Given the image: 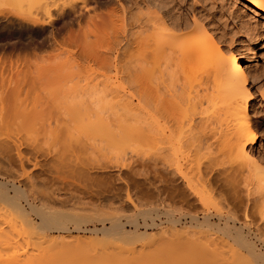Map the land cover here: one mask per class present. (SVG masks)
Wrapping results in <instances>:
<instances>
[{
	"label": "rangeland",
	"instance_id": "374dc122",
	"mask_svg": "<svg viewBox=\"0 0 264 264\" xmlns=\"http://www.w3.org/2000/svg\"><path fill=\"white\" fill-rule=\"evenodd\" d=\"M111 1H112V4L110 5V7L114 8L117 6L116 9H118V11L120 13H123V11L121 12V10L123 8H121L120 7L121 5H119V1H122V3H123V0H111ZM2 2H4V1H2ZM2 2L0 3V77L3 76L1 78H3V80L6 82L9 81V82H7L9 84L12 83V86L14 85V83H18L19 87H21V92L18 93L19 96L17 95V97H20V98L15 97L16 101H11V102L9 101V102H6V104L4 103L6 105V107L4 104H2L0 102V108H2V110L0 109V181L4 182V183L6 182L5 184L9 185L8 191L10 194H14L13 190L10 187V186H12V182L17 183L21 187H24L27 194L30 195L29 197L32 199L35 198L33 200H35V202L38 205H42L45 203L46 206L48 205L47 207L50 206L51 208H53L55 210H62L64 212L69 211L70 214L71 213L73 214V212H74V215L78 214L79 217L84 216V215L97 217V216H99L98 213H101V212L102 213L104 212L105 214L108 213L107 215L118 216L122 220V222L124 224H126L128 229H131L130 223L134 222V223L140 224L139 227H140L141 231H145V229H147V231L149 233L153 232V234L141 235V236H138V238L136 237V238H131V239H129V238L124 239V238H122V236H119V235L114 234V233H105V234L101 233V232L91 233L90 231L78 233V232L74 231L71 234H73V236L75 238L76 237H82L83 238L85 236V239L83 240V242H80V243L68 242V241L64 242V240H60V238H59V240H56V241H52V240L43 241L42 239L31 238V237L27 236V234L29 232L24 233V229L21 228V225L24 226L26 229H29V227L23 225L22 224L23 221H21L19 218L16 217L15 209L13 208L12 203L0 198V212H2V214H0V216H1V219H0V240H2V242H0V264L5 263L6 261L10 262L13 260V258L20 259L19 261H21V264H24V261H25L24 259H26L28 256H31V253H33L35 251V249L39 248V247H41L43 249L52 250L53 252L59 251L60 249L65 248V247L69 248L70 252L81 257V259L82 258L90 259L92 261V263H90V264H208V262H210L209 261L210 257L214 258V259L212 258L213 260L210 258V260L214 261L216 264H222V263L223 264H251L250 261H252V264H257L253 261L254 260L252 258L253 256L248 252V250L245 248V246L240 242V240L239 241L237 240L238 237L235 238L236 236L234 235L235 236L234 237L231 234H229L231 236H228V233H226L227 235H225V234H223V233H225L223 231H221L222 232L221 233L220 231L217 232V230L212 231L213 229H211L210 227H207V226H203L204 228L202 226H201V228L200 227L193 228L194 227L193 226L192 228H190V232L188 233L189 237L185 233L187 236L186 237L184 232H183L182 238H179V237H181L182 232H180V234L177 235V232L176 233L173 232V234H172V232H167V234H166V233H158V230H157V233H155L156 229L154 227L153 228H151L149 226H147V228L144 227V223L149 224V225L150 224L152 225V223L153 224L154 223L155 224L161 223V220H159L160 218L157 217L158 214H156L157 209H158L157 205L159 206L158 193H159V189H160L159 187L161 185V182H160L161 173L165 172V174H166V179H167L166 184H167V187L168 186L170 187L168 189H171L172 187H174L172 185H175L174 189H175L176 194H177L176 200L178 201V203H177L178 207L180 206L179 205V198H180V194H182L181 190H184V193L187 194V196L189 198H191V199L194 198L193 201H196L194 196L193 197L189 196V194L187 193L188 191H186L187 189L186 190L183 189V188H187V186H185L186 185L185 181H182L183 178L182 177L180 178V175H178V177H176L177 176L176 175L175 176L176 178H174L172 174L170 175L169 172L163 170L165 167H167L168 163L164 164L165 167H162L163 165H161V164H163L162 163L163 161H161L162 160V157H161L162 154H160L162 152V150L159 148V147H161V145L159 144V146H158L159 149H157V146L154 147L156 149H154L153 147L151 148L147 145H146L147 146L146 147L144 142L139 138V136H136L137 133L134 130V132H135L134 136L136 138L133 137V139L131 140V141H133L135 138L134 142L130 141L131 144L132 143H134V144L132 146H130L131 149L129 150L128 146H129L130 142L129 143L127 142L128 143V145H127L128 149H127V151L125 150L126 151L125 153L121 151L122 153L119 152L117 154V153L112 152L110 149L109 150L107 148L104 149L105 147L104 148H101V147L98 148V146L95 145V143H92V141H91L92 145H90L89 144L90 142L87 140L86 137H84V136H88V135L84 134L85 133L84 130L81 129V127H82L81 122L78 119H71L73 117H71L70 115L68 116V114L66 113L67 111L65 112V110L62 109L63 108L62 106H66L63 102V101L66 102V100L58 99L59 96H61V97L63 96V95H61L60 91L65 90V88H66V90L67 89L70 90L71 87L81 89V90H85V89L91 90L92 88H95L94 86H96L97 90L101 89L100 90L101 92H103V93L106 92L104 95L106 96L107 101L112 103V105L114 107L117 106L119 108V110H121V111L124 110V109H122L123 107L125 108V107H129L131 105L129 108H132L134 110L136 109L135 111L141 112L142 111L141 109L144 106V102H142L144 100H142V99H144L143 97L145 96L146 88H150L147 90H150V93H154V94H152L153 95L152 97L161 96V99L159 97V101L160 102L162 101L161 103H163V105L160 103V105H162V106H166L167 104L171 105L172 100L174 99L173 103L176 101L174 103V104H176V107L179 108V106H180L179 111L180 110L184 111V109L188 108L187 109L188 112L186 110L185 111L190 116L189 115H188V117L186 116L185 120L188 119V121H189V119H190V122L193 125V127L195 126L194 129L196 128L195 129L196 131H193V135H191L192 133L188 135L189 137L191 136L190 140H188L189 137L187 136L188 139L186 138V143L184 140L182 142L183 147L181 148V146H180V149H182V152L180 155L181 156L184 155L183 152L186 151V153H187L189 150V152L191 154L188 152V155H190L191 158L193 157L192 159L195 161V163L193 161V165L195 164L196 167H194L192 165L191 168H193V170L189 171V169H187V172H186V173H189V174H187L189 180L192 179L191 183H194L195 181H197L196 179L200 178L202 175L205 177L206 176V175H204L206 172L205 170H208V168L211 167V165L213 163L212 168H209V169H213V168H216L214 170H219V169L223 170L224 169L225 171L223 170L224 172L222 175L224 177H229L230 179L232 178L231 180H233L234 182L237 183L238 188L240 190V194H242L241 196L243 198L245 197V193H242L245 191V188H242V187H245V185H244V183L240 177L248 175V172L245 168L246 166H244V164L242 162H240V161L238 162V160L235 161L231 157H228V156L226 157V154L223 155L224 152L221 151L222 150L220 147L221 141L216 138L219 135H215V133L217 131L216 128H217L218 124L215 123L216 121H215L213 115L211 114L213 111L210 112V110H213V109H211L212 107L209 105L210 103L207 105V103H208L207 99H209L208 95L210 94V92L208 95H206V93H208L207 90L204 91L201 89L200 92L197 94V95H199L198 99H197V97L195 98L196 100L194 98H192L196 95V93L192 94V92H193L192 86H194V84H196V82H197L196 80H198V82H199V77H198L199 75L193 76V78H194L193 79L192 77H190L191 74L193 75V73L186 71L187 72V74H186V72H184L185 69L187 70V68L189 71H192L191 64L188 63L189 65H187V63L180 61L181 57L179 56L180 57V60H179V58H178L179 54H177V53H175L174 55H175V57H177V60L180 61V63L177 62V60L175 61L176 58L172 56L173 60H174L173 62L175 64L178 63V65L174 64V66H176V67L172 68L173 70L175 68H177V70L175 69L177 74L175 72L174 75L175 74L178 75V72L180 71L179 70L180 67L184 69V71H183L180 68L181 73L179 72L178 77L173 76L174 77L173 82L176 81L174 83L172 82V78L170 77L169 80L167 81V82H169V84L166 81L164 84L163 83L161 84V83H159L160 80L158 81L157 79L155 80L154 78L151 80V82L149 84H147V83H145V80L142 78V76L139 75V74H143L142 68H144V66H143L144 60L142 58H141L142 60L139 58V55L142 52L139 49V47L135 44H137L136 39L138 40V38H136V37L139 34H140L139 35L140 37L138 36L139 38H141V36H143V34L141 35V32H142L141 29H140V31H141L140 33L138 30L139 28L137 29V27H141L140 23L143 20L142 19L143 15L142 14H141L142 16L137 15L138 14V10H137L138 7L136 5V0H132V1L131 0H126V1L124 0L123 6L124 7L126 6L125 10L127 9L124 12L125 14L123 13V15L120 16L121 15L120 13H118V14L115 13L116 14L115 16L119 17V19L121 18V20H118V18L115 16H113V17L117 18V20L114 18H113L114 19L113 20L111 18V21H113L116 26H113L114 23L112 25H110V23H111L110 19L107 18V20L109 19L108 22H110L109 23L110 26L108 25V22H106V26L103 25L104 26V28L102 29V30H104L102 32L103 34L101 33V30H100L103 26L100 29H98L99 27H97L100 24V23H98V22H100V18H95L98 21L93 20V19H92L93 21L92 20L87 21L88 23L86 22L85 25H89V27L86 26V28H83V26H82V29H86V30L90 29V30H94L97 33H99V34H96L93 31L95 34L94 35L91 31V34H92L91 35L90 33H87L88 31L86 32V30H82L83 32L85 31L88 34V35L87 34L86 35L89 37L90 40L94 38L92 41H89L90 43L93 42L94 40H98L97 38H99V40H100V42L99 41L93 42V43L96 42V45L94 44L96 47L93 44H91L92 47L90 46L89 48H91L92 52L89 49L87 50L88 47H86L84 49V47L80 48V47L76 46L75 44H69L67 42H66L67 43L66 44L62 37L61 38L63 40L57 36L58 37L57 41H58V39H60L59 44L62 45V46L60 45L61 46L60 49L64 50V52H62L63 53L62 57L64 58L65 62L63 63V60L61 62L65 65H63L61 67L62 68L61 71H62V74H63V72L66 73L65 74L66 78H65V76L63 78V79H67V81H65V83H64V80L62 78L61 79H62L63 83L61 82L60 78L56 77L57 74L51 73L49 71V68H46L47 62L45 60H43L42 57L41 58L39 57V56H43V55L45 56L46 55L47 50L50 49L49 48V42L47 40L46 35L42 34L41 31H39V30H34L33 25H31V23L29 21H27L26 17H23L25 15V13L27 15V13L29 14V12H30L29 10H27V9H29L28 5L26 4L27 5L26 7L24 5L21 6V7H23L21 9L20 6H16V5L14 6L13 4L6 2V1L4 4ZM132 2H133V4L134 3L135 4L133 5ZM161 2H164L163 4H161L162 6H164V5L167 6V2H169V5L171 2H172L171 5L172 4L176 5V4L180 3L181 6L183 7V9H185L189 13L190 17L192 15L193 11H195V12H201L202 14L206 15L207 18L209 16V18H208L209 20H211L213 18L215 20V24L213 26L216 29V31H214V32H215L217 39H219V41L221 42V44L223 46H225L226 48H229V49L243 48V50H241V51L238 50V51H240V57L242 59V64L243 65L245 64L244 67L245 66L249 67L250 73H253V74H250L251 76H249L250 81H251L249 88H250L251 93H252V99L250 102V113H251L250 115H251L252 124L254 125V127H256L255 125H257L256 128H257V135H258L257 142L254 145L249 146V150L252 149V151L255 154L256 159H258L259 161H264V54L262 56V54L259 52V49H257L255 46L256 43L258 41H260V39L264 42V31H263L264 30V12L260 11V14L254 15L253 11L251 12L250 10L246 9V7H245L246 3L243 2L242 0H240V1L239 0H161ZM220 3H224V4H222V7H220ZM219 8H221L222 11ZM244 8L246 9L245 13L243 10H241L244 18L242 19V21H240L239 18L237 17V15L241 12H240V10L237 11V9H244ZM23 12H25V13H23ZM21 16H22V19L24 18L27 22L24 19L21 20ZM216 18H218V19H216ZM207 22L208 21H205V24H207ZM29 23H30V25H29ZM139 24H140V26H139ZM85 25H84V27H85ZM92 25H93V27H92ZM120 25H122V27H120ZM241 25H242V28H241ZM90 26H91V28H90ZM111 26H113V27H111ZM206 26L209 29L211 28V25L209 23ZM116 27H118V28H116ZM106 28H108L109 30ZM110 28H112V29L110 30ZM99 30H100V32H99ZM210 30H214V29L211 28ZM243 30L245 32H247V33H245L246 35L244 34V32H242ZM108 31L109 32L111 31V33H109ZM106 32H108V34ZM132 33H134V34H132ZM90 35L92 38L90 37ZM96 35L98 37L95 38ZM105 36L107 39L104 38ZM100 37H103L102 39H106L105 41H107V43L109 41H111L110 44L106 43L107 46H105L106 44L103 43L105 41H103ZM111 37H112V39H111ZM128 38H129V40H127ZM131 38H133L135 42ZM243 39L246 41H244ZM37 40L40 43V45L38 44ZM130 40H132L133 42ZM46 41H47V43H46ZM61 41H64V42L61 43ZM120 41H122V42L120 43ZM126 41H127L128 45H127ZM98 42L100 45L102 43L104 44V45L103 44L101 45L102 48L100 47V45H98V48L100 47V52L96 50V49H98L97 48ZM63 43H65V44H63ZM37 44L39 46H36ZM63 45H64L65 49H63ZM109 45H110V47H109ZM123 45H125L127 48L128 47L132 48L131 50L126 48L127 54L125 53V55H123V56H125V58L128 56L126 59L123 57L125 59V65L123 62L124 59L121 57L120 59H122V60H120V59L118 60V62H117L118 65H116V68H114L113 65H111V67L109 68L108 62H113L112 61L113 59L115 60L114 55H116V52H115V51H117L116 49H118L119 47H121ZM136 46H137V48H136ZM38 47H41V48H38ZM58 47H56V49ZM66 47H67V49H66ZM111 47H112V49H111ZM93 48H95V49H93ZM133 48H135V49H133ZM82 49H83V51H82ZM103 49H104V51H103ZM50 50L52 51V49H50ZM50 50H48V53ZM137 50H139V51H137ZM245 50H248L249 52L245 51ZM41 51H43V52H41ZM93 51H95V52H93ZM102 51L105 54H111V55H108V58L110 56L109 59H111V61H108L109 60L108 59L107 61H103V62L101 61L100 62V59L97 58L100 56V54L99 55H96V54L101 53ZM130 51H131V53L129 54ZM133 51H134V53H136V57H138L137 59H140V62L142 61L143 65H142V63H140L138 61H137L138 65H136V64L134 65L136 57H135V55H133V56L131 55V54H134ZM36 52L39 53V54H37L39 56H37L35 54ZM103 52H102V54L105 55ZM102 54H101V56H102ZM137 54H139V55H137ZM129 56H132L133 58L132 57L129 58ZM68 58H69V60H68ZM91 59H93V60H91ZM70 60L74 61V62H70ZM95 60H96V62H95ZM120 62L121 63L123 62L122 63L123 65ZM71 63L73 64V66H71L72 65ZM100 63H103V65H105L107 63V65H106L107 67H105V66L103 67V65H101ZM184 63H185V65H184ZM130 64L132 66H130ZM74 65H76V66H74ZM251 65L253 68L251 67ZM43 66H45V68ZM128 66H129V68H128ZM64 67H66V68H64ZM122 68H124L125 70H127L129 72L125 71ZM120 71L121 72L125 71V72L124 73L122 72V74H121ZM118 72L120 74H118ZM130 72L132 73L133 76H130V74L127 75ZM189 73H190V75H189ZM68 74H69V76H68ZM117 74H118V76H117ZM184 74H186L187 76H185ZM107 75H108V77H107ZM114 75L116 76V78ZM134 75H136V78H138V79H136ZM202 75H204V74H202ZM202 75L200 76V79H201L200 82L202 81L203 84L205 82L208 83L209 79H206L207 75H206V77H204ZM129 76L131 79L129 78ZM61 77H63V75H61ZM132 77H134V78H132ZM185 77H189L190 79L188 78L186 81ZM195 77L198 79H195ZM127 78H129L130 80ZM175 78H177V79H175ZM10 79L11 80L13 79V80L10 81ZM140 79H141V81H140ZM204 79H206L208 81L205 80V82H204L203 81ZM177 81H179V82L177 83ZM194 81H196V82H194ZM41 83L43 84V86L41 85ZM69 83H70V85H69ZM166 83H167V85H166ZM185 83H186V85H185ZM207 83H205V84L207 85ZM157 84H159V86ZM61 85L63 86L64 89H62L60 87ZM67 85H69V86H67ZM206 85H205V87H206ZM44 86L47 87L48 90ZM144 86H145V88H144ZM157 86H158V89H157ZM208 86H210V84L207 85V87ZM32 87H35V88H32ZM42 87H44V89H46V90L43 89V91H42ZM58 87H60L61 90L59 89L60 91L58 90L56 92H58L60 95L56 96V92H53V93H55V95H53L52 91L50 92V90L54 89L53 91H55V88L57 90ZM190 87H192V89ZM22 88H24L25 90ZM88 88H91V89H88ZM102 88H103V90H102ZM167 88H168V90H167ZM199 88H200V86H199ZM202 88H204V85ZM151 89H155V90H151ZM170 89H171V91H170ZM181 89L183 90L182 92H181ZM35 90H37V92ZM156 90H157V93H156ZM191 90H192V92H191ZM19 91H20V88H19ZM32 92H34L37 96L35 94H33ZM190 92H191L192 96L189 95ZM49 93H51L54 96V98L57 97V99L60 101H58L56 103L57 99L55 98V101L53 102L54 98H52L53 96ZM204 95H206L207 97ZM35 97H37V99L41 98V100L36 101V99H34ZM141 97H142V99H141ZM170 97L172 100L170 99V101H168ZM111 99L114 101L112 102ZM128 99L130 100V102ZM42 101H43V103H42ZM169 102L171 104H169ZM35 103H37V104L34 105ZM132 103L136 107L132 106L133 105ZM57 104L61 106L62 110H60V107ZM66 104H67V102H66ZM123 104H125V105H123ZM189 104H191V105H189ZM208 106H210V107H208ZM7 107H10V108H7ZM117 107H115V108L118 110ZM64 108H66V107H64ZM139 108H140V110H138ZM178 108L176 110H178ZM62 111L64 113L63 116L67 115V117H69V118L62 117V114H63ZM185 111H184V113H185ZM208 116H209V118H208ZM65 119H67V121H65ZM60 120H63V121L61 122ZM68 120H69V123L71 125L68 123ZM74 120H76V121L74 122ZM212 120H213V122H212ZM255 121H256V123H254ZM54 122H56V123H54ZM68 126H69V128H68ZM70 126H72V128H70ZM212 131H215V132H212ZM213 135H215L216 137H213ZM126 138H127V136H126ZM137 139L138 140L140 139L139 142L142 141L144 146H143L142 142L140 145V143L137 141ZM193 139L196 142L192 143V141H194ZM86 140L88 143L86 142ZM201 142H202V144H201ZM211 145H212V147H211ZM145 147L147 148V151H146ZM209 147L212 148V149H210L211 151L206 150ZM134 148H135V150H134ZM148 148H149V150H148ZM183 148H184V151H183ZM151 150H152V152H151ZM163 150H164V154L168 155L169 151L165 150V149H163ZM129 151L130 152L132 151V153H130ZM191 151L194 153H192ZM199 152L201 154H199ZM123 153H124V155H123ZM115 154L117 156H114ZM157 154H158V156H157ZM221 154L225 157V159H224V157H222ZM169 155H170V153H169ZM199 156H200V158H199ZM160 157H161V159H160ZM170 158L168 159V162L170 161ZM197 159L198 160L200 159L199 162ZM196 161H197V164H196ZM231 161H233V162H231ZM208 164L209 165L211 164V165L208 166ZM206 166H208V167H206ZM186 168H188V167H185V171H186ZM198 168H199L200 172H198ZM231 168H233V169L231 170ZM214 170L212 173L211 172L210 173L214 174L216 172ZM203 172H204V174H201ZM191 173H193V174H191ZM194 174H195V176H194ZM196 175L198 178H196ZM198 175H200V177ZM238 175H239V177H238ZM207 176L205 177V180L210 177L209 175H207ZM173 179H175V180L172 181ZM200 179H204V178H200ZM238 179H239V181H238ZM192 181H194V182H192ZM174 182H175V184H174ZM32 183H33V185H32ZM106 189H107V191H106ZM108 190H110V192ZM43 192L46 195L45 197H44ZM106 194L112 195V196H111V198H109V200L103 201V197L107 196ZM102 195H103V197H102ZM50 196L56 197L57 201H53V200L50 201L49 200ZM99 196H101V197H99ZM114 196H116V197H114ZM47 197H48V200H47ZM129 197H130V199H129ZM117 198H122V199H117ZM127 199H129L131 202L127 201ZM22 202L24 204H26L24 200H22ZM115 202H117V203H115ZM209 205H207L208 210H210V212H212V213H216V212H214L213 208L217 209L218 207L216 208L214 205V207L212 208L211 207V205L213 206L212 203L210 206ZM150 208H151V210H150ZM152 208L153 209L155 208L153 212H151ZM144 209H145L147 214L149 213L148 214L149 216L147 215L148 217L145 216L146 213L143 212ZM180 209H181V207H180ZM138 212L139 213L141 212V214L143 213L145 215L137 214ZM154 212H156V213H154ZM3 214L6 215V217H7L4 220L2 218ZM33 216H34V214H33ZM131 216H132V220L130 219ZM135 216H137L138 222L136 221V219H134ZM3 217H5V216H3ZM34 217H37V216H34ZM10 218H13L11 221V223H12L11 226H6L5 224H2L3 222L10 220ZM129 220H131V221H129ZM93 224L97 225L99 228L102 227L100 222L95 221L93 223L92 222L89 223V228H93L94 227ZM91 225H93V226H91ZM72 226H75V225L71 224V228H73ZM107 226H109V224H107ZM206 227H207V230L205 229ZM208 228H210L212 232ZM251 228L256 233H258V231H260L258 233L259 236H261V234L264 235V224L263 225L261 224V226L260 225L259 226L253 225V226H251ZM246 229H248V228H244L245 231L243 230L245 233H247V231H248V230L246 231ZM38 231L42 232L41 230H38ZM55 236H57V233H55ZM183 236H184V239H183ZM197 237L200 239H198ZM188 238H192L191 240L193 242L195 239H197L194 243V245H196L197 249H196V247H192V245L189 243L190 241ZM201 238L204 240H202ZM218 238H219V240H218ZM220 238H221V240H220ZM200 240H202V241H200ZM211 240H212V242H211ZM223 240H224V242H223ZM252 240H254L255 243L259 242L256 245H257L258 249L263 250V248H264L263 244L264 243L262 241L257 240L255 237H252ZM204 241H205V243H204ZM5 242H7V244H5ZM185 242H187V244ZM175 243H176V245H177V243H180L178 245L179 249H180L179 251L181 252L180 253L178 251L180 253V255L176 251ZM200 243H202V244H200ZM208 243L210 244V246H212L211 248L209 246V250H207V248H206L207 245H209ZM259 244L261 245V248H260V246H258ZM178 246H177V248H178ZM215 246L216 247L218 246L219 248L215 249L214 248ZM193 248L196 252L193 250ZM189 249H191V251ZM211 249H212V252H214V254H215L214 256L210 254L212 252H209V251H211ZM221 249H222V251L224 250L223 251L224 253L221 252ZM181 250L186 251V252L189 251V252H187V253L183 252L182 253ZM175 251L177 252V254ZM193 251H194V253H193ZM218 251H219V253H218ZM197 252L199 255H197ZM220 252L223 253L224 255L222 254L223 256H221ZM189 253H191V257L188 256V255H190ZM217 253H218V255L220 254V256H217ZM176 255H178V257ZM201 257H202V259H201ZM216 257H217V259L219 258L218 259L219 261L216 259ZM182 259H184V260H182ZM6 264H8V263L6 262ZM212 264H214V263H212Z\"/></svg>",
	"mask_w": 264,
	"mask_h": 264
},
{
	"label": "bare ground",
	"instance_id": "6f19581e",
	"mask_svg": "<svg viewBox=\"0 0 264 264\" xmlns=\"http://www.w3.org/2000/svg\"><path fill=\"white\" fill-rule=\"evenodd\" d=\"M2 1H4V2H2ZM5 1L13 4L14 6L16 5V6L21 7L24 5L26 7L28 5L29 9H27V10H29L30 12H29V14L27 13V15L25 12H23L26 15V16L24 15L23 17H26L27 21H29L31 23V25H33L34 30H39V31H41L42 34L47 36V40L49 42V48L52 49V51L50 49H48L50 51L48 53V50H47L45 56L44 55L43 56L37 55V54H39L38 52H36L35 54L37 56H39L40 58L42 57V59L47 62L46 68H49V71L51 73L57 74L56 77H58L60 79L61 78L63 79L66 73L63 72V74H62V71H61V69H62L61 67L63 65H65V64H63L65 62V60L62 57V54H63L62 52H64V50L60 49V47L62 45L59 44L60 39H58V41H57V38L62 37L64 39L65 43L67 42L69 44H75L76 46H78L80 48L84 47V49H85L86 47H88L87 50L89 49L92 52L91 48H89V47L90 46L92 47L91 44L96 45V42L97 41L100 42V40H99V38H97L98 40H94V41H96L95 43H93L94 41L90 43L89 41H92L94 38L90 40L89 37L87 36L88 35L87 33L91 34V31L93 34H94V32L96 34H99V33H97L94 30H90V29H89L90 31L86 30V29H82V26H83V28H86V26L89 27V25H85L86 22L89 20H92V19L96 20L95 18H100V22H98L100 24H99V26H97V27H99L98 29H100L103 25L106 26V22H108L109 19H110L111 23L108 22V25H109V23H110V25H112L114 22L111 21V18L112 19L114 18L113 16L116 15L115 13H117V14L120 13L118 11V9H116V7H117L116 5H115L116 7H114V8L112 7L113 9L110 7V5L112 4L111 0H0V3L2 2L4 4ZM242 1L247 4V5L245 4L246 9L250 10L251 12L253 11L254 15L260 14V11L264 12V0H242ZM123 3H124V0H123ZM123 3H122V1H119V5H121L120 7L123 8L122 10L121 9L120 10H121V12L123 11V13H124L127 9L125 10L126 6L124 7ZM163 3L164 2H161V0H136V5L138 7L137 8V10H138L137 15H141V14L143 15V18H142L143 20L140 23L141 27H137V29L139 28L138 29L139 33L142 31L141 35L143 34V36H141V38H139L140 37L139 36L140 34H139L138 35L139 37L138 36L136 37V38H138V40L135 37L134 38L136 39V43H137L135 45H137L142 52L141 53L142 55L140 54L141 56L139 54H137V55H139L140 59L142 58L144 60L143 61L144 65H143L142 61L140 62V59H137L138 57H136V53H134L135 50L133 51L134 54H131V55L132 56L135 55L136 60L134 59L135 63L133 61L132 62L134 63V65L135 64L138 65V62L142 63V65L144 66V68H142L143 74H139V75L142 76V78L145 80V83H147V84H149L153 78L155 80L157 79L158 81L160 80L159 83L164 84L165 81L167 82L169 80V78L171 77L172 82H173V80H174L173 78L175 76L178 77L179 72L181 73V69L184 71V69L180 67L181 69L179 68L180 71L178 70L179 71L178 75H176L177 74V72H176L177 68H175L176 70L172 69L173 67H176V66H174L175 63L173 62L174 61L173 57H175V55H174L175 53L179 54L178 55L179 60L181 57L180 61L187 63V65L191 64L192 71H189L187 68V70L185 69L184 72L188 71L190 73H193V75L191 74V76H190L192 78L195 75H197V76L199 75L198 76L199 82H198V80H196L197 82L194 81V82H196V84H194V86H192L193 87V92L191 90L192 94L196 93V95L192 98L195 99L197 97V99H198L199 95H197V94L200 92L201 89L204 91L207 90L208 93H206V95H208L210 92V94H209L210 96L208 95L209 99H207L208 100L207 105L210 103L209 105L212 107L211 109H213V110H210V112L213 111L211 114L213 115V117L216 121L215 123L218 124L217 128H216L218 132L216 131L215 135H219L217 137L215 135H213V137H216L218 140L221 141V143H220L221 145L220 144L219 145L222 149L221 151L224 152V153L222 152L223 155L226 154V157L227 156L231 157L235 161L238 160V162L240 161L244 164V166H246L245 168L248 172V175L240 177L242 179L244 185H245V187H242V188H245V191L243 190L244 192H242V193H245L244 198L241 196L242 194H240V190L238 188L237 183L234 182L233 180H231L232 178L230 179L229 177H224L222 175L223 172L225 171L224 169H223L224 171L222 169L214 170L216 168L209 169V168H212L213 163H212V165L210 164L211 167H209L208 170H205L206 171L205 174H204V172L201 173V174H204L206 176L209 175L210 176L209 178H207L205 180L206 176L204 177L202 175L200 177V175H198L200 178H204V179H200L196 175V178H198V179H196L197 181H195V182L192 181L194 183H191L192 179L189 180L188 175H187L189 173H186V172H187V169H189V171L193 170V168H191V167L193 165L194 160L192 159L193 157L191 158V156L188 155L189 150L187 153H186V151L183 152L184 155L181 156L180 154L182 152V149H180V146H181V148L183 147L182 142L185 140V143H186L187 136L191 133H192L191 135H193V131H196L195 130L196 128L194 129L195 126L193 127V125L190 122V119H189V121H188V119L185 120L186 116L188 117V115H189L187 113L188 108L184 109V111L186 110L187 112L185 111V113H184V111H181V110H180L181 111L180 112L179 111L180 106H179V108L176 107V104H174L176 101L173 103L174 99L172 100L171 97L169 98L168 101H170V99H171L173 105L169 102V104H171V105L165 104L166 106H162L163 105V103H161L162 101L161 102L159 101V97L161 99V96L158 95L159 97H155V96L152 97L153 96L152 94H154V93H150V90H147L150 88H146V90L144 89L146 91V92L144 91L145 92V96L143 97L144 99H142V97H141V99L144 100V101H142V102H144V106L143 107L141 106L142 111L138 112V111H135L136 109L134 110L132 108H129L131 105L129 107H125L126 109L123 107L122 109H124V110H122V111L119 110V108L117 106H115L118 108V110H117L112 105V103L107 101L106 96L104 95L106 92L105 93L101 92L100 91L101 89L97 90L96 86H94L95 88L91 87L92 89L88 88L91 90H86V89L81 90V89L71 87V89L70 90L67 89L68 90L67 91L65 88L66 91L62 90L63 91L62 92V91H60L61 90L60 87L62 89H64V88L61 85L60 87H58L57 90H56V88H57L56 87L55 91H53L54 90L53 89V90H50V92L52 91V94L55 95V93H53V92H56L60 89L59 91L61 92V95H63V96L62 97L59 96L60 94L58 92H56V96L58 95L59 96L58 99H63V100H66V102H67V104H66V102L63 101L66 106H62L63 107L62 109H64L65 112L67 111L66 113L68 114V116L70 115L71 117H73V118L70 117L71 119H78L81 122V126H82L81 129L84 130V132H85L84 134L88 135V136H84V137L87 138V140L90 142L89 143L90 145H92L91 144V141H92V143H95V145H97L98 148L99 147H101V148L105 147L104 149H106V148L108 150L110 149L112 152L117 153V154L121 151L125 153L127 151L128 147L130 150L131 149L130 146H132L134 144V143L131 144V142H134V140L136 138L134 136V133L136 132L137 135L136 134L135 135L139 136V138L144 142L145 146L147 145L151 148L152 147L154 148L155 146H157V149L160 148L162 150V152L160 153V154H162L161 155V157H162L161 161H163L162 162L163 164H161V165H163L162 167H165L164 166L165 163H168V165L170 164L169 166L166 164L167 167H165L163 169L164 171L169 172L170 175L172 174L174 178L178 177V175H180V178L181 177L183 178L182 181H185L186 185L184 183L183 184L185 186H187V188H183V189H185V190L187 189L186 191H188L187 193L189 194V196H192V197L194 196L196 201H193L194 198H192V199L189 198L187 196V194L184 193V190H181L182 194H180V198H179V205L180 206L178 207L177 206L178 201L176 200L177 194H176V191L174 189L175 185L171 184L174 187L171 186L172 188L168 189L170 187L169 186L167 187L166 174H165V172H163V173H161V179H160L161 185L159 187L160 189H159V193H158L159 206L157 205V208H158L157 213L154 212V213L158 214L157 217L160 218L159 220H161V223H159V224H155V223L153 224L152 223V225L144 223V227H146V228H147V226H149L151 228L154 227L156 229L155 233H157V230H158V233H166V234H167V232H172V234H173V232H175V233L177 232V235H179L180 232H182L181 237H179V238H182L183 232H184V234L186 233L188 236V233L190 232V228H192L193 226H194L193 228H196V227L201 228V226L202 227L207 226V227H210L211 229H213L212 231H214V230L215 231L217 230V232L223 231V232H225L223 234L227 235L226 233H228V236H231V235L234 236L235 235L236 237L235 236L234 237L235 238L238 237L237 240L238 241L240 240V242L245 246V248L248 250V252L253 256L252 257L254 259L253 261L257 264H264V248H263V250L258 249L256 244L259 242L255 243L254 240H252V237H255L257 240L262 241L264 243V238H263L264 235L261 234V236H259L258 233L260 231H258V233H256L251 228V226H253V225H256V226L260 225L261 226V224L262 225L264 224V161H259L258 159H256L255 154L252 151V149L249 150V146L254 145L257 142V137H258L257 128H256L257 125H255L256 127H254V125L252 124V118L250 115L251 114L250 113V102L252 99V93H251V90L249 88L250 83H251L249 76H251L250 74H253V73H250L249 67H246V66L244 67L245 64L244 65L242 64V59L240 57V51L243 50V48H240V49L226 48L225 46H223L221 44L219 39H217L215 32H214V31H216V29L213 26L215 24V20L213 18L211 20H209L208 19L209 16L207 18L206 15L202 14L201 12H195V11H193V13L190 17L189 13L185 9H183V7L181 6L180 3L176 4V5L175 4L171 5V3H172L171 2L169 5V2H167V6L164 5L165 7L161 5ZM132 4H133V2H132ZM222 4H224V3H220V7H222ZM22 8L23 7H21V9ZM219 9L222 11L221 8H219ZM244 9H237V11L240 10V12H241V10H243L245 13L246 9L245 10ZM123 13H120L121 15L120 14L119 15L122 16ZM115 17H117V16H115ZM237 17L239 18L240 21H242V19L244 18L243 13L242 12L239 13L237 15ZM107 18H109V19L107 20ZM117 18H118V20H121V18L120 19H119V17H117ZM117 18H114V19L117 20ZM23 19L21 16V20H23ZM216 19H218V18H216ZM96 21H98V20H96ZM205 21H208L207 24L209 23L211 25V28H213L214 30H210L211 28L209 29L206 26L207 24H205ZM30 23H29V25H30ZM140 24H139V26H140ZM84 25H85V27H84ZM104 26L100 29L101 33L104 31V30H102L104 28ZM113 26H116L115 23L113 24ZM113 26H111V27H113ZM92 27H93V25H92ZM120 27H122V25H120ZM90 28H91V26H90ZM116 28H118V27H116ZM241 28H242V25H241ZM106 29H108V28H106ZM111 29L112 28H110V30ZM140 29H141V31H140ZM82 30H86V32L87 31L88 32L86 33L84 31L85 32L84 33ZM100 30H99V32H100ZM244 30L242 32H244V34L247 33ZM108 32H106V33L108 34ZM109 33H111V31ZM132 34H134V33H132ZM91 35H90V37H91ZM96 37H98V36L96 35L95 38ZM100 38L102 39L103 37H100ZM104 38H106V36ZM106 39H102V40L105 41ZM111 39H112V37H111ZM131 39H133V38H131ZM127 40H129V38ZM64 41H61V43ZM130 41H132V40H130ZM133 41H134V39H133ZM244 41H246V40H244ZM37 42H38V40H37ZM99 42L97 44V48H98V45H100ZM110 42L111 41H109L108 43L110 44ZM121 42L122 41H120V43ZM46 43H47V41H46ZM65 43H63V44H65ZM103 43L106 44L107 41H105ZM126 43H127V41H126ZM38 44L40 45L39 42H38ZM38 44L36 46H39ZM107 44L105 46H107ZM101 45H100V47L102 48ZM127 45H128V43H127ZM137 46H136V48H137ZM255 46L257 49H259V52L263 56V54H264V42L260 39V41H258ZM56 47H58L57 48L58 50L56 49ZM100 47L98 48L99 50L96 49L99 52H100ZM109 47H110V45H109ZM38 48H41V47H38ZM126 48L127 47L125 45H123V46L119 47L118 49H116L117 50V51H115L116 55H114L115 60L113 59L112 60L113 62H108L109 68L111 67V65H113L114 68H116V65H118L117 64L118 60L121 57L125 58V56H123V55H125L126 50L132 49L129 47L127 49ZM63 49H65L64 45H63ZM66 49H67V47H66ZM93 49H95V48H93ZM111 49H112V47H111ZM133 49H135V48H133ZM238 50H240V51H238ZM82 51H83V49H82ZM103 51H104V49H103ZM137 51H139V50H137ZM245 51H248V50H245ZM41 52H43V51H41ZM93 52H95V51H93ZM102 52L98 53V54L95 53V54L96 55L100 54V56H101ZM130 53H131V51L129 52V54ZM108 55H111V54H105V55L102 54L101 57L99 56L97 58L100 59V62L101 61L102 62L107 61L110 58V56L108 58ZM132 56H129V58ZM175 58H176L175 59V61H176L177 57H175ZM125 59L123 61L124 65H125ZM62 60H63V63L61 62ZM68 60H69V58H68ZM91 60H93V59H91ZM96 60H95V62H96ZM120 60H122V59H120ZM108 61H111V59H109ZM180 61L177 60V62H179V63H180ZM70 62H74V61L70 60ZM185 63H184V65H185ZM100 64L103 65V63H100ZM106 65H107V63L105 65H103V67L104 66L107 67ZM175 65H178V63ZM71 66H73V64ZM74 66H76V65H74ZM130 66H132V65L130 64ZM43 67L45 68V66H43ZM251 67H252V65H251ZM64 68H66V67H64ZM124 68H122V69H124ZM128 68H129V66H128ZM125 71H127V70H125ZM125 71H122V72L124 73ZM122 72H121V74H122ZM127 72H129V71H127ZM175 72H176V74L174 75ZM190 73H189V75H190ZM201 73L204 75H202ZM60 74L63 75V77H61ZM118 74H120V73L118 72ZM118 74H117V76H118ZM129 74H130V76H133L131 72L128 73L127 75H129ZM186 74H187V72H186ZM186 74H184V75L187 76ZM201 75L204 77H206V75H207L206 79H209V82L208 83L205 82L206 79H204L203 81L205 83H207V85L210 84V86L207 87V85L205 83L203 84L202 81L200 82V80H201L200 76ZM68 76H69V74H68ZM130 76H129V78H130ZM134 76L136 78V75H134ZM1 77H3V76H1ZM107 77H108V75H107ZM65 78H66V76H65ZM115 78H116V76H115ZM129 78H127V79H129ZM132 78H134V77H132ZM188 78L189 77H185V80L187 81ZM62 79H61V82H62ZM136 79H138V78H136ZM175 79H177V78H175ZM195 79H198V78L195 77ZM12 80L10 79V81H12ZM63 80H64V83H65V81H67V79H63ZM140 81H141V79H140ZM206 81H208V80H206ZM7 82H9V81H7ZM7 82L4 81L3 78L0 79V102L2 104H4V103L6 104V102H9V101L10 102L16 101L15 97H17V95L19 96L18 93L21 92V87H19L18 83H14V85L12 86L11 82H10L11 84H9ZM174 82H176V81H174ZM178 82L179 81H177V83ZM167 83L169 84V82H167ZM167 83H166V85H167ZM202 84L204 85V88H202L203 87ZM41 85L43 86L42 83H41ZM69 85H70V83H69ZM69 85H67V86H69ZM157 85L159 86V84H157ZM185 85H186V83H185ZM205 85H206V87H205ZM158 86H157V89H158ZM199 86H200V88H199ZM44 87H42V91H43ZM192 87H190V88L192 89ZM19 88H20V91H19ZM32 88H35V87H32ZM45 88H47V87H45ZM144 88H145V86H144ZM22 89H24V88H22ZM44 90H46V89H44ZM47 90H48V88H47ZM102 90H103V88H102ZM151 90H155V89H151ZM167 90H168V88H167ZM35 91L37 92V90H35ZM170 91H171V89H170ZM182 91L183 90L181 89V92ZM34 92H32V93L35 94L36 92L35 93ZM191 92L189 94L190 96H192ZM156 93H157V90H156ZM49 94H51V93H49ZM206 95H204V96H206ZM17 98H20V97H17ZM52 98H54V96ZM55 98L57 99V97H55ZM55 98L53 99V102L55 101ZM34 99H36V101L41 100V98L37 99V97H35ZM58 99H57L56 103L58 101H60ZM113 101L114 100H112V102ZM129 102H130V100H129ZM42 103H43V101H42ZM160 103L162 105H160ZM36 104L37 103H35L34 105H36ZM134 104L132 106H134ZM123 105H125V104H123ZM189 105H191V104H189ZM58 106L60 107V110H62L61 106L60 105H58ZM210 106H208V107H210ZM5 107H6V105H5ZM64 107H66V108H64ZM134 107H136V106H134ZM7 108H10V107H7ZM177 108H178V110H176ZM0 109L2 110V108H0ZM138 110H140V108ZM63 111H62V113H63ZM63 115H64V113L62 114V117H64V118L67 117V115L66 116H63ZM67 118H69V117H67ZM208 118H209V116H208ZM60 121L62 122L63 120H60ZM65 121H67V119H65ZM75 121L76 120H74V122ZM212 122H213V120H212ZM54 123H56V122H54ZM68 123H69V120H68ZM254 123H256V121ZM68 128H69V126H68ZM70 128H72V126H70ZM134 130H135V132H134ZM212 132H215V131H212ZM126 136H127V138H126ZM133 137H135V138L133 141H131L133 139ZM190 137H189V139L188 138L187 139L190 140ZM140 139L139 140L137 139V141L139 142ZM87 140H86V142H87ZM127 142L128 143L130 142L128 147H127V145H128ZM141 142H139L140 145H141ZM143 142H142V144H143ZM193 142H196V141L194 140V141H192V143ZM144 144H143V146H144ZM159 144L161 145V147L158 148ZM201 144H202V142H201ZM212 145H211V147H212ZM154 149H156V148H154ZM163 149L168 150L170 155H169V153H168V155L164 154ZM210 149H212V148L209 147L206 150L209 151ZM134 150H135V148H134ZM148 150H149V148H148ZM132 151L131 152L129 151V152L132 153ZM146 151H147V148H146ZM183 151H184V148H183ZM151 152H152V150H151ZM124 153H123V155H124ZM192 153H194V152H192ZM199 154H201V153L199 152ZM223 155H222V157H224ZM114 156H117V155L115 154ZM157 156H158V154H157ZM161 157H160V159H161ZM169 158H170V161L168 162ZM199 158H200V156H199ZM224 159H225V157H224ZM199 160H198V162H199ZM231 162H233V161H231ZM194 163H195V161H194ZM196 164H197V161H196ZM210 165L208 164V166H210ZM193 166L196 167L195 164ZM208 166H206V167H208ZM185 167H188V168H186V171H185ZM232 169L233 168H231V170ZM213 170L216 172L214 174H211L213 172ZM198 172H200L199 168H198ZM191 174H193V173H191ZM194 176H195V174H194ZM238 177H239V175H238ZM174 180L175 179H173L172 181H174ZM238 181H239V179H238ZM5 183L0 181V198L12 203L13 208L15 209L16 217L19 218L21 221H23V223H22L23 225L29 227V229H26L24 226L21 225V228L24 229V233L29 232L27 234V236H29L31 238L42 239L43 241H48V240L56 241V240H59V238H60V240H64V242L68 241V242L80 243V242H83V240L85 239V236L83 238L82 237H76L75 238L73 236V234H71L72 232L76 231L78 233H81V232L90 231L91 233H99V232L104 233V234L105 233H114V234H117L119 236H122V238H124V239H128V238L131 239V238H136V237L138 238V236H141V235L153 234V232L149 233L147 231V229H145V231H141L140 227H139L140 226L139 223L131 222L130 223L131 229H128L126 224H124L118 216L107 215L108 213L107 214H105L104 212L98 213L99 216H97V217L85 216V215L79 217L78 214L74 215V212H73V214L72 213L70 214L69 211L64 212L62 210H55V209L51 208L50 206L47 207L48 205L46 206L45 203L42 205H38L35 202V200H33L35 198L32 199L29 197L30 195L27 194L24 187H21L17 183L12 182V186H10V187L13 190L14 194H10L8 191L9 185H6ZM174 184H175V182H174ZM32 185H33V183H32ZM107 189H106V191H107ZM108 191L110 192V190H108ZM43 194H44V192H43ZM106 195L107 196H105V197H103V195H102L103 201L109 200V198H111V196H112V195H108V194H106ZM45 196L46 195L44 194V197ZM99 197H101V196H99ZM114 197H116V196H114ZM117 199H122V198H117ZM129 199H130V197H129ZM129 199H127V201L131 202ZM22 200H24L26 204H24L22 202ZM47 200H48V197H47ZM49 200L50 201L51 200L57 201V198L54 196H50ZM115 203H117V202H115ZM211 203L213 204V206L211 205ZM209 204L211 205L212 208L214 207V205L216 208L218 207L217 209L213 208L214 212H216V213H212V212H210V210H208L207 205H209ZM180 207H181V209H180ZM154 209L152 208L151 212H153ZM150 210H151V208H150ZM143 212L146 213L145 209L143 210ZM0 214H2V212H0ZM33 214H34V216H37V217H34ZM137 214L142 215L143 213L141 214V212L140 213L138 212ZM148 214L146 213V215L145 214H143V215L147 216ZM3 216H5V217H3ZM2 218L4 220L7 217H6V215L3 214ZM0 219H1V216H0ZM12 219L13 218H10V220L3 222L2 224H5L6 226H11L12 225V223H11ZM130 219L132 220V216L130 217ZM134 219H136V221L138 222L137 216H135ZM131 220H129V221H131ZM95 221L100 222L102 227L99 228L97 225H94L95 224L94 223L93 224L94 227L89 228V223H91V222L93 223ZM71 224H74L75 226H72L73 228H71ZM107 224H109V226H107ZM93 225H91V226H93ZM207 227L205 228L206 230H207ZM210 228H208V229H210ZM244 228H248V229H246V231L248 230L247 233L244 232L245 231ZM211 229H210V231H211ZM38 230H41L42 232H40ZM55 233H57V236H55ZM186 234H185V236H186ZM229 234H231V235H229ZM183 239H184V236H183ZM188 239H189V241H190L189 243L192 245V247H196V245H194V243L197 239H195L194 242L191 240L192 238H188ZM198 239H200V238H198ZM202 240H204V239H202ZM202 240H200V241H202ZM212 240H211V242H212ZM218 240H219V238H218ZM220 240H221V238H220ZM0 242H2V240H0ZM223 242H224V240H223ZM185 243L187 244V242H185ZM204 243H205V241H204ZM5 244H7V242H5ZM179 244L180 243H177V245H176V243H175V247H176L177 252L180 250L179 246H178ZM200 244H202V243H200ZM177 246H178V248H177ZM209 246H210V244L207 245V247H206L207 250H209ZM258 246H260V248H261L260 244ZM211 247L212 246H210V248ZM214 248L218 249L219 247L215 246ZM196 249H197V247H196ZM189 250L191 251V249H189ZM193 250H194V248H193ZM194 251H193V253H194ZM223 251L221 249V252H223ZM177 252H176V254H177ZM183 252H186V251H182V253ZM187 252H189V251H187ZM209 252H212V249ZM180 253H179V255H180ZM212 253H210V254L214 256L215 255L214 252H212ZM218 253H219V251H218ZM218 253H217V256H220V254L218 255ZM223 253H221V256L224 255ZM189 254L190 255H188V256L191 257V253H189ZM197 255H199L198 252H197ZM176 256L178 257V255H176ZM210 258L212 259L213 257H210ZM210 258H209V261L211 262L214 258L212 260H210ZM201 259H202V257H201ZM216 259H217V257H216ZM19 260L20 259H18V258H13V260L10 261L11 263L8 261H6V262L8 264L9 263L10 264H21V261H19ZM24 260H25L24 264H90V263H92V261L90 259H84V258L81 259V257L77 256L76 254H73L72 252L69 251V248H66V247L62 248L56 252H53L52 250L43 249V248L39 247V248H36L33 253H31V256H28ZM182 260H184V259H182ZM6 262L3 264H6ZM210 262H208V264ZM212 263L216 264L214 261H212L210 264H212ZM250 263L252 264V261H250Z\"/></svg>",
	"mask_w": 264,
	"mask_h": 264
}]
</instances>
